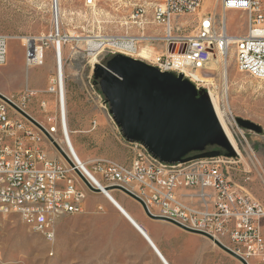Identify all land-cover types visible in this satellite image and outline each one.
<instances>
[{"label": "built area", "instance_id": "built-area-1", "mask_svg": "<svg viewBox=\"0 0 264 264\" xmlns=\"http://www.w3.org/2000/svg\"><path fill=\"white\" fill-rule=\"evenodd\" d=\"M122 1L131 7L129 14L118 22L122 32L91 37L97 44L94 48L82 39L75 40L85 42L92 69L99 63L97 55L108 50L138 57L160 71L182 73L198 87L202 81L193 78L192 73L202 72L217 55L226 59L233 47L237 69L264 79V3L261 0H217L219 18L214 10L199 11L203 0ZM91 4L94 0L85 1V5ZM229 10L246 16L243 34L227 33ZM195 13L194 22L181 18ZM58 25L62 22L52 16L49 35H58ZM60 35L62 44L70 39L64 33ZM230 36L234 39H228ZM8 39V35L0 34V65L6 62ZM21 41L25 48L24 66L43 64L47 38L27 36ZM155 44L159 45L156 50ZM143 46L152 49H148L147 58L137 56ZM53 62L54 69L44 92L57 98L65 78L64 58L58 48L53 50ZM36 94V90L24 85L20 91L21 102L10 99L27 112L26 102ZM38 107L47 112L44 100L39 101ZM34 119L45 132L0 99V212L3 215L16 213L28 229L48 233L50 240H55L60 217L84 212L89 193L102 189L123 192L120 188H124L141 200L150 215L173 221L200 235L208 234L248 264L252 258L264 261L261 222L264 202L242 192L226 176L224 168L234 163L235 157L220 154L168 163L153 156L139 142L125 140L118 130L119 137L132 151L129 162L95 156L82 164L72 160L53 136L59 130L60 108L57 113L46 116L47 124ZM96 125L97 121L91 120V128ZM261 181L264 186V172Z\"/></svg>", "mask_w": 264, "mask_h": 264}, {"label": "rangeland", "instance_id": "rangeland-1", "mask_svg": "<svg viewBox=\"0 0 264 264\" xmlns=\"http://www.w3.org/2000/svg\"><path fill=\"white\" fill-rule=\"evenodd\" d=\"M85 1H62L66 12L61 20L60 34L78 35L81 39L82 36L94 37L123 31L118 22L129 14V4L122 0H94V4L87 6ZM203 2L206 6L203 8L202 5L200 12L214 10L218 18L221 16L217 0ZM261 2L263 4L264 0ZM51 14V0H0V34L19 40H25L27 36L49 34ZM195 15L196 13L183 15L181 18L190 23L195 21ZM246 22L247 18L243 13L233 10L226 12L228 34H243ZM78 39L70 38L62 44L65 107L68 127L72 131L71 140L83 161L95 156L110 157L120 162L125 159L128 161L132 151L119 137L120 129L109 114V106L104 102L98 86L93 83V69L89 62L91 57L85 51L84 41L87 40L75 41ZM47 40L45 62L30 68L24 66L23 74L28 75L34 71L41 73L50 69L46 74L48 79L54 69V62L53 42ZM14 43L16 41L8 42L7 62L0 65V87L12 90L22 87L6 83L8 74L18 70L19 66L18 61H14L18 58L19 47ZM158 48L159 45L155 44V50ZM112 56L111 51L104 50L96 59L105 64ZM225 64L224 76L222 62L219 59L211 60L202 71L210 79L198 87L207 92L211 90L219 109L223 114L225 112L224 120L235 140L236 150L232 156L235 157L232 159L235 162L226 164V176L242 192L264 202V186L261 181L264 172V79L255 78L237 69L233 47L228 51ZM212 67V70L208 69ZM98 93L100 97H97ZM48 95L52 103L46 113L39 109L34 98L25 105V110L31 116L46 124V116L57 113L58 110L56 96ZM12 99L19 103L16 96ZM235 117L259 124L262 132L256 133L242 128L236 123ZM93 119L97 121V125L92 129ZM60 136L61 132L58 130L57 137ZM213 149L225 151L214 145L205 148L206 151ZM196 153L190 152L188 156ZM111 194L130 210L153 241L157 239L159 250L171 264H202L207 257L218 262L222 261V257L233 259V256L200 235L193 234L198 241H186L184 235L190 233H184L177 226L162 219H151L139 202L126 193L112 190ZM98 205L102 208L98 209ZM261 222L264 237V219ZM151 232L160 234L155 233L153 237ZM143 239L123 215L101 193L96 192L89 193L84 212L60 217L56 225L52 254L49 252L50 244L43 236L28 229L16 213H0V264H162ZM204 244L209 245L211 250L200 256L197 251ZM249 263L264 264V261L252 258Z\"/></svg>", "mask_w": 264, "mask_h": 264}, {"label": "water", "instance_id": "water-1", "mask_svg": "<svg viewBox=\"0 0 264 264\" xmlns=\"http://www.w3.org/2000/svg\"><path fill=\"white\" fill-rule=\"evenodd\" d=\"M92 74L93 83L98 86L104 102L109 106V114L127 141L139 142L153 156L168 163L220 155L218 149L206 151L209 145L224 149L226 156H234L235 149L222 129L208 92L196 87L182 73L160 71L141 59L115 53L105 64H94ZM0 99L44 131L30 114L1 92ZM234 119L244 129L262 132V127L251 120L241 117ZM58 149L73 165L65 153ZM190 152L197 153L188 156ZM120 189L136 199L148 217L161 219L150 215L133 193ZM169 222L190 231L173 221ZM202 234L242 264H248L227 246L208 234Z\"/></svg>", "mask_w": 264, "mask_h": 264}, {"label": "bare ground", "instance_id": "bare-ground-1", "mask_svg": "<svg viewBox=\"0 0 264 264\" xmlns=\"http://www.w3.org/2000/svg\"><path fill=\"white\" fill-rule=\"evenodd\" d=\"M62 1L63 0H51V13H52L51 15L53 17L55 15L57 18V21H59V22H62L61 20H63V18H64V12H66V11H64ZM202 5L204 8L206 6L205 2H203ZM65 14H67V13H65ZM59 31H60V25H58V35H56V34L44 35L43 34V35H40L37 37L36 36H33V37L36 39L41 38V37H45L47 39H50V41L52 40L53 41V50H56V48H58L60 56L62 57V43H61V35L59 34ZM66 37L78 39L81 36L66 35ZM25 39H26V37H25ZM81 39H86L87 40L86 43L90 44V46L93 48L97 45L96 42H93L94 39H92L90 36H82ZM228 39H234V37L230 36ZM148 49L152 50L150 47H145V46L140 47V49L138 50L137 56L142 57V58H147L148 57V54H147ZM215 59H219L222 62V71H223V74L225 76L226 59L222 58L220 55H217ZM60 64H62V62H60ZM208 69L212 70L213 67L208 68ZM192 76H193V78L200 80L202 82L208 81L210 79V78H208V76L205 73L199 72V71L192 73ZM208 95H209L210 101L213 105L216 116H217V118H218V120L222 126V129L224 130V132H225L226 136L228 137L230 143L232 144L233 148L236 150L235 140L232 136L231 131L229 130V128L227 126V123L224 120L225 112L223 114V111H221L219 109L218 104H217L215 97H214L213 93L211 92V90H208ZM57 102H58V108H60L61 122H60V126H59V131L61 132V136H60V138H58L57 135H53V136L56 140L57 145L62 147L69 154V156L72 160L77 159L80 163L83 164V160L78 155L76 148H75V146L71 140L70 129L68 127L67 116H66L65 90H64L63 84H62L61 95H60V97H57ZM96 193H101L103 195V197L105 198V200L107 202H109L113 207H115L119 211V213H121L123 215V217L128 221V223L145 239V241L148 243V245L154 250V252L160 258V260L163 262V264H165V263L169 264L168 261L165 259V257L160 252V250L158 249V247L155 245V242L150 237L147 230L144 227H142L143 225H141L139 223V221L130 212V210L111 194L110 190L108 191V190L102 189L101 191L96 192ZM0 213L3 214V212H0ZM134 225L138 228V230H137V228L134 227ZM40 234L50 244L51 251H49V252H50V254H52V252H53L52 248H53V244H54L55 240H50V236L48 233H40Z\"/></svg>", "mask_w": 264, "mask_h": 264}, {"label": "crops", "instance_id": "crops-1", "mask_svg": "<svg viewBox=\"0 0 264 264\" xmlns=\"http://www.w3.org/2000/svg\"><path fill=\"white\" fill-rule=\"evenodd\" d=\"M10 40H13V41H16V46L19 47V54H18V58L14 59V61H18L19 63V66H18V70L15 69L14 72H10L8 74V78L6 80V83H9L11 85H18L19 87L20 86H24V85H28L29 87H31L32 89L36 90L37 91V94L35 97H33L35 99V101H37V104L39 103L40 100H44L47 104V108L48 106H50V104L52 103V100L49 98V93L47 94V92H44L45 91V87L47 85V71H50V69L48 70H45V71H42L41 73L39 72H36L34 71L33 73L31 74H28V75H25L23 74V69H24V55H25V48L22 44V41L17 39L16 37H9L8 41H7V50H8V42ZM6 62H7V59H6ZM5 62V64H6ZM44 62H45V57H44ZM4 64V65H5ZM21 87V88H22ZM21 88L20 89H8L6 87H0V92L2 94H4L5 96L9 97V98H12L14 96H16L18 99H19V103L21 102L22 98L20 96V91H21ZM71 131V130H70ZM72 132V131H71ZM130 160V159H129ZM129 160L127 161L125 159V163L129 162ZM179 228V227H178ZM146 229V228H145ZM180 229V228H179ZM181 231H183L184 233H190L188 235H184L186 241H198L199 239L197 237H195L193 234H197V235H200L198 233H194V232H190V231H187V230H184V229H180ZM153 237H154V234L156 232H151ZM156 234H160L159 233H156ZM202 236L203 238L207 239L209 242H212L209 238H207L206 236H203V235H200ZM156 237V236H155ZM158 237V236H157ZM155 239V238H154ZM144 240V239H143ZM155 241V245L159 248L158 244H156L157 242V239L154 240ZM145 242V241H144ZM146 243V242H145ZM213 243V242H212ZM147 244V243H146ZM148 245V244H147ZM153 250V249H152ZM211 249L209 248V245H203V248L198 250L197 253L200 255V256H203L206 252L210 251ZM154 252V250H153ZM161 252V251H160ZM155 253V252H154ZM156 254V253H155ZM164 257L165 255L162 254ZM157 256V255H156ZM218 256V254H216V257ZM158 257V256H157ZM223 258V259H222ZM222 261L221 262H218V260H213L212 258H206L202 263V264H242L240 261H238L237 259H235L234 257H231L233 258L232 260H228L226 259L225 257H222ZM158 259L160 260V258L158 257ZM165 259L168 261V259L165 257ZM161 261V260H160ZM161 263L163 264V262L161 261ZM169 264H171L169 261H168Z\"/></svg>", "mask_w": 264, "mask_h": 264}, {"label": "trees", "instance_id": "trees-1", "mask_svg": "<svg viewBox=\"0 0 264 264\" xmlns=\"http://www.w3.org/2000/svg\"><path fill=\"white\" fill-rule=\"evenodd\" d=\"M225 153V151H220V154H224Z\"/></svg>", "mask_w": 264, "mask_h": 264}]
</instances>
